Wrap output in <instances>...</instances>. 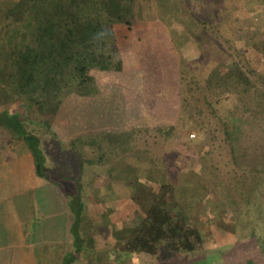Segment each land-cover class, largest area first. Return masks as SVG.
I'll return each instance as SVG.
<instances>
[{"label": "rangeland", "instance_id": "374dc122", "mask_svg": "<svg viewBox=\"0 0 264 264\" xmlns=\"http://www.w3.org/2000/svg\"><path fill=\"white\" fill-rule=\"evenodd\" d=\"M20 1L0 0V66L29 29L12 13ZM158 1L183 53L181 111L173 125L137 132L116 148L118 156L105 148L99 163L102 150L89 155L83 141L52 145L28 90L3 94L0 110L18 113L27 131L42 138L50 164L82 183V228L93 249L77 264H264V0ZM234 64L250 76L251 89L215 85ZM10 139L22 140L0 126V141ZM164 183L175 185L202 244L169 259L116 252L117 226L126 239Z\"/></svg>", "mask_w": 264, "mask_h": 264}, {"label": "crops", "instance_id": "0c3cea01", "mask_svg": "<svg viewBox=\"0 0 264 264\" xmlns=\"http://www.w3.org/2000/svg\"><path fill=\"white\" fill-rule=\"evenodd\" d=\"M72 2L75 16L92 20V25L74 38L71 51L76 58L68 61L57 82L49 89L42 81L29 85L28 100L43 114L53 146L83 141L89 155L101 149L100 159L103 150L111 148L114 154L109 155L118 156L122 153L116 148L137 132L179 119L182 49L158 0ZM29 134L41 140L47 165L60 171L59 165L50 164L40 135ZM85 162L90 167L94 163ZM84 210L79 232L85 254L93 248L82 228ZM74 223L70 197L38 175L26 141H0V264H62L65 255L75 251Z\"/></svg>", "mask_w": 264, "mask_h": 264}, {"label": "trees", "instance_id": "16d2710c", "mask_svg": "<svg viewBox=\"0 0 264 264\" xmlns=\"http://www.w3.org/2000/svg\"><path fill=\"white\" fill-rule=\"evenodd\" d=\"M72 1L76 0H21L13 9V14L27 20L29 30L26 31L21 45L5 53V65L0 66V96L3 97V94H8L10 90L25 93L28 86L36 81H42L43 88L49 89L63 74L62 71L67 69L68 61L76 58L75 53L71 51L74 38L89 29L92 20L85 22L77 18ZM81 69L84 70L85 67ZM215 85L248 90L254 83L240 65L234 64ZM4 100V97L0 98L1 103H4ZM0 126L15 138L26 141L33 154L38 175L58 185L64 194L70 197V208L75 214L72 228L75 251L68 252L62 264H74L84 247L79 232L84 210L80 182L62 172L64 169L59 171L47 165L41 140L28 133L18 113H12L8 109L0 110ZM115 230L116 232L112 231L115 233L114 237L120 242L116 252L130 256L147 254L169 259L176 254L194 252L203 242L200 228L190 221L172 183L160 186L146 216L129 234L126 232V239L123 238L124 229L118 230L117 226ZM162 251L165 252L164 256L161 255ZM244 264L255 263L248 261Z\"/></svg>", "mask_w": 264, "mask_h": 264}]
</instances>
